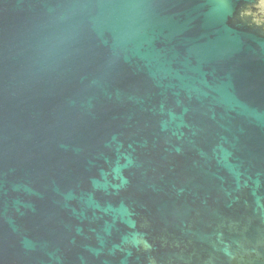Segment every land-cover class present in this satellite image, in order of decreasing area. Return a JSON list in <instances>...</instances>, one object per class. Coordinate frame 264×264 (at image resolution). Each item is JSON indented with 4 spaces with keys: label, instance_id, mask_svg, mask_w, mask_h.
<instances>
[{
    "label": "water",
    "instance_id": "obj_1",
    "mask_svg": "<svg viewBox=\"0 0 264 264\" xmlns=\"http://www.w3.org/2000/svg\"><path fill=\"white\" fill-rule=\"evenodd\" d=\"M0 264H264V0H0Z\"/></svg>",
    "mask_w": 264,
    "mask_h": 264
}]
</instances>
